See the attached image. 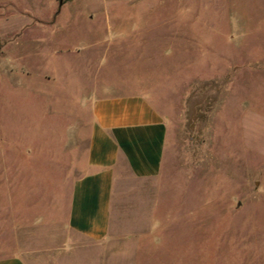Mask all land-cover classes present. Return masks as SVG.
Returning <instances> with one entry per match:
<instances>
[{"label":"rangeland","instance_id":"1","mask_svg":"<svg viewBox=\"0 0 264 264\" xmlns=\"http://www.w3.org/2000/svg\"><path fill=\"white\" fill-rule=\"evenodd\" d=\"M60 2L0 0V185L53 186L79 155L53 134L75 101L144 90L169 123L159 206L151 232L104 260L264 264V0ZM98 34L111 42L88 49L91 65L70 51Z\"/></svg>","mask_w":264,"mask_h":264},{"label":"crops","instance_id":"2","mask_svg":"<svg viewBox=\"0 0 264 264\" xmlns=\"http://www.w3.org/2000/svg\"><path fill=\"white\" fill-rule=\"evenodd\" d=\"M74 1L63 0L60 12ZM48 23L53 22L34 26L47 29ZM96 36L93 42L76 44L78 49L70 45V51L91 65L88 49L111 42ZM103 61L98 68L104 67ZM94 77L99 88L100 73ZM70 120L71 128L59 136L56 128L53 134L55 141L77 144L79 155L71 156L70 169H61L53 186L10 178L0 185L4 197L0 200V264H90L93 259L95 264H107L108 245L128 237L139 241L151 232L150 222L159 206L154 186L166 165L169 123L165 114L144 90L105 93L97 89L86 101H75ZM135 223L145 228L136 229ZM12 242L18 247L11 249ZM89 253L95 256L87 260ZM45 255L52 258L46 260Z\"/></svg>","mask_w":264,"mask_h":264},{"label":"water","instance_id":"3","mask_svg":"<svg viewBox=\"0 0 264 264\" xmlns=\"http://www.w3.org/2000/svg\"><path fill=\"white\" fill-rule=\"evenodd\" d=\"M60 1H61L60 3L62 4L63 3V0H60Z\"/></svg>","mask_w":264,"mask_h":264}]
</instances>
